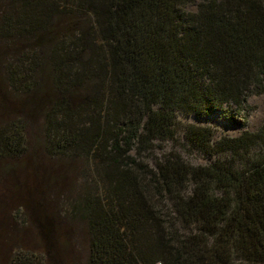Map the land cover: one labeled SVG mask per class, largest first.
<instances>
[{
  "label": "trees",
  "instance_id": "1",
  "mask_svg": "<svg viewBox=\"0 0 264 264\" xmlns=\"http://www.w3.org/2000/svg\"><path fill=\"white\" fill-rule=\"evenodd\" d=\"M263 92L264 0H0V176L79 169L82 264H264V120L199 123Z\"/></svg>",
  "mask_w": 264,
  "mask_h": 264
},
{
  "label": "rangeland",
  "instance_id": "2",
  "mask_svg": "<svg viewBox=\"0 0 264 264\" xmlns=\"http://www.w3.org/2000/svg\"><path fill=\"white\" fill-rule=\"evenodd\" d=\"M247 103L249 111L245 122L242 117L235 116L234 120L238 123H232L225 113L230 109L223 108L222 111L200 119L199 123L212 126L217 135H234L243 129L254 131L264 120V92L250 95ZM179 119L182 122L196 121L193 117L183 115H179ZM33 127L36 130L39 126L33 123ZM30 142L31 150L38 151L40 140L32 138ZM52 165L48 157L37 152L25 166L14 169L15 176L18 177L16 181L13 180L15 177H6V173L2 172L0 264H4L7 254L22 248L37 252L46 250L45 264H82L85 261L88 251L85 223L77 214H71L73 202L83 188V179L79 169L65 173L59 166L56 169ZM51 170H58L59 182L52 183L51 178L50 181L46 178L45 172L49 173ZM25 187H29L31 191L33 188L40 189L32 194ZM40 200L43 201L42 210L38 209Z\"/></svg>",
  "mask_w": 264,
  "mask_h": 264
}]
</instances>
